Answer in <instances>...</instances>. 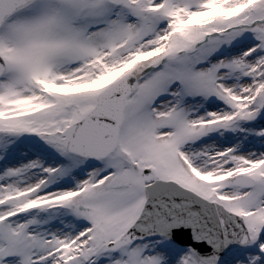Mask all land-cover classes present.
<instances>
[{
  "label": "snow or ice",
  "instance_id": "snow-or-ice-1",
  "mask_svg": "<svg viewBox=\"0 0 264 264\" xmlns=\"http://www.w3.org/2000/svg\"><path fill=\"white\" fill-rule=\"evenodd\" d=\"M0 264H264V0H0Z\"/></svg>",
  "mask_w": 264,
  "mask_h": 264
}]
</instances>
